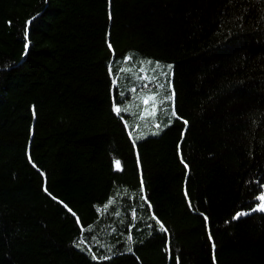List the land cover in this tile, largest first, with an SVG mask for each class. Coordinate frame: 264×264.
Segmentation results:
<instances>
[{
    "label": "trees",
    "instance_id": "1",
    "mask_svg": "<svg viewBox=\"0 0 264 264\" xmlns=\"http://www.w3.org/2000/svg\"><path fill=\"white\" fill-rule=\"evenodd\" d=\"M262 186L264 0H0V264H264Z\"/></svg>",
    "mask_w": 264,
    "mask_h": 264
},
{
    "label": "snow or ice",
    "instance_id": "2",
    "mask_svg": "<svg viewBox=\"0 0 264 264\" xmlns=\"http://www.w3.org/2000/svg\"><path fill=\"white\" fill-rule=\"evenodd\" d=\"M109 47H111L110 44H109ZM25 54H27V51L25 52ZM147 64L148 65H152L153 62L151 60H149V61H147ZM166 67H167V71H161V72H159L158 75L157 74H153L152 76H149V75L146 74L145 68L143 66H141L139 68V72L141 73V75H138V76L135 77L136 84L129 91L131 93H135L137 91V88H140L142 91H147V92L150 93L149 95H146V96L143 97L142 104L147 106L151 102V110H150V114L151 115L154 116L156 114V110H157L158 104L163 105L165 103H169L170 102L171 111L168 113V115L171 118L182 119L181 117L178 116V114L176 112V109H175L176 93H175L174 88H172V86H171L170 80H169V83H168L169 94L158 99V97L160 96V93L165 88V84L159 81V76L162 75V76H165V77H170V75H171L172 66L168 65ZM160 69H161V65L158 62H156L155 65H154V68L152 69V71H153V73H156L157 70H160ZM129 71H131V70H129ZM113 83H115V81ZM151 86H154L155 91L152 90ZM120 95L123 96L124 93L121 92ZM121 103H123V101H121ZM114 111H115L116 114L119 115L121 113L122 109L117 106V107H114ZM144 111L145 112H149L148 107H145ZM164 111H167V110H164ZM183 124L185 126H187L188 121L187 120H183ZM154 127L157 128L158 130L161 129V125L159 123L155 124ZM153 134H158V132L157 133H153ZM115 166H116L117 169H120V161L119 160H117L115 162ZM185 167H187V165H185ZM262 187H264V186H262ZM255 199L259 200L260 203L257 204V206L254 207L252 209V211L264 212V192H262L261 194L256 196ZM65 207L67 208L66 205H65ZM68 211L71 212L72 215H74V216L76 215L74 212H72V210L70 208H68ZM249 214L250 213H248V212H239V213H237L234 216V219H239L240 217L245 216V215H249ZM133 218H135L134 214H133ZM205 219L207 220V217H205ZM77 220H79L78 217H77ZM159 227L162 230H164L165 232L167 231V229L164 228L163 224H160ZM128 239L131 240L132 238L129 236ZM82 243H84V242L80 241V242L77 243L76 246L79 247ZM213 248H215V244H213ZM129 251H131L130 248H129ZM93 258L95 259L96 257H93ZM177 264H179V258L178 257H177Z\"/></svg>",
    "mask_w": 264,
    "mask_h": 264
},
{
    "label": "rangeland",
    "instance_id": "3",
    "mask_svg": "<svg viewBox=\"0 0 264 264\" xmlns=\"http://www.w3.org/2000/svg\"><path fill=\"white\" fill-rule=\"evenodd\" d=\"M150 131H151V130H150ZM154 132H155V131H154ZM135 139H137V138H135ZM256 206H257V205H256ZM256 206H255V207H256Z\"/></svg>",
    "mask_w": 264,
    "mask_h": 264
}]
</instances>
